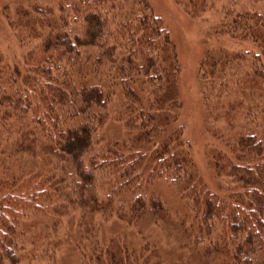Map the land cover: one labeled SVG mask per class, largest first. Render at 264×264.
<instances>
[{"label":"trees","instance_id":"16d2710c","mask_svg":"<svg viewBox=\"0 0 264 264\" xmlns=\"http://www.w3.org/2000/svg\"><path fill=\"white\" fill-rule=\"evenodd\" d=\"M234 1L220 30L257 49L201 63L209 175L180 120L175 44L147 0L20 12L47 33L0 65V264H58L72 244L75 264H264V0ZM251 92L261 100L242 106ZM114 98L125 131L105 137Z\"/></svg>","mask_w":264,"mask_h":264},{"label":"rangeland","instance_id":"374dc122","mask_svg":"<svg viewBox=\"0 0 264 264\" xmlns=\"http://www.w3.org/2000/svg\"><path fill=\"white\" fill-rule=\"evenodd\" d=\"M147 1L154 13L168 27L170 37L175 44L180 62V72L177 79L182 102L180 120L185 127L184 134L191 142L197 168L204 175H209L211 167L206 152L208 151L207 143L213 137L214 130L209 128L213 123L211 117H208L206 106L203 103V100L206 101L210 94H203L201 63L209 53H217L220 50L229 53L251 52L257 49V44L252 39L237 38L220 30L227 7L233 4L235 8H240L234 0H207L206 9L196 12L188 10L186 4H183L185 0ZM230 1L232 2L230 3ZM243 1L247 2L246 0ZM70 2L71 0H0V57L2 59L0 65L7 63L10 66L16 62L21 63L24 56L27 57L30 53H37L39 51L37 48L42 44L47 33L45 27L37 26L35 32H33L23 25L20 15L22 10L36 16L39 14L38 9H43L45 12L51 9L56 15V11L62 3L67 4ZM125 3V9H132L135 12L143 7L137 0ZM247 5L252 6V3L248 2ZM261 5L264 6V3ZM230 93L234 96L232 88L224 91V98L228 99L231 96ZM247 95L248 99L242 100V106H245L248 102L254 104L261 100L260 92H251L250 95ZM210 98L211 96L208 100ZM121 108V102L118 103L114 98L109 104L108 121L100 130L102 136L112 137L120 130L125 131L122 124L121 129H119L117 113L120 112ZM214 122L218 125L223 124L222 120ZM116 131L118 132L116 133ZM103 142L104 140L98 139L96 148L99 149ZM1 153L2 148L0 147V156ZM1 158L2 160L5 159L4 157ZM164 185L160 183L159 187L170 190V186L167 188ZM159 236L161 241L165 242L169 239L168 237H173V232L172 230L160 232ZM66 247L64 249L66 255L62 256L58 264H75L73 258L76 256H74L73 244ZM165 248L163 249L166 252L168 249L166 246ZM34 264H37V262H34Z\"/></svg>","mask_w":264,"mask_h":264}]
</instances>
